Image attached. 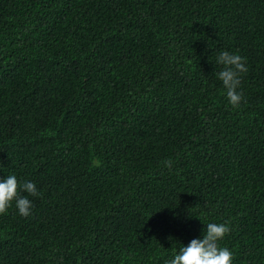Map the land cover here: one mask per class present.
Returning <instances> with one entry per match:
<instances>
[{"label": "trees", "instance_id": "obj_1", "mask_svg": "<svg viewBox=\"0 0 264 264\" xmlns=\"http://www.w3.org/2000/svg\"><path fill=\"white\" fill-rule=\"evenodd\" d=\"M10 175L39 195L0 215V264H168L208 223L264 264V0H0Z\"/></svg>", "mask_w": 264, "mask_h": 264}, {"label": "clouds", "instance_id": "obj_2", "mask_svg": "<svg viewBox=\"0 0 264 264\" xmlns=\"http://www.w3.org/2000/svg\"><path fill=\"white\" fill-rule=\"evenodd\" d=\"M217 64L223 65L217 76L223 83L229 103L234 108L239 107L243 99L242 93L237 91L241 84L240 76L248 71L244 59L239 54L223 51L217 58ZM162 163L171 169V160ZM94 164L98 166V162L94 161ZM20 192L31 196L39 195L34 183L26 181L20 184L15 175L0 181V215L6 214L13 202L21 216L31 215L32 202L27 197H22ZM229 231L225 224L208 223L203 239H193L187 247H180L179 254L168 264H232L233 253L218 244Z\"/></svg>", "mask_w": 264, "mask_h": 264}]
</instances>
